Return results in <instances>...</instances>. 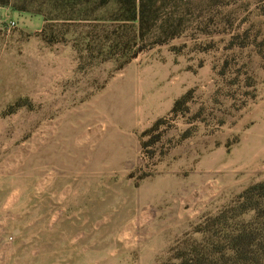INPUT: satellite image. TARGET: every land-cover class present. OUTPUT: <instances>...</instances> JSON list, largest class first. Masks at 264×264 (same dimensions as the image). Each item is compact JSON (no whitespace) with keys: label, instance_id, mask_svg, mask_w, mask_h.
Wrapping results in <instances>:
<instances>
[{"label":"rangeland","instance_id":"obj_1","mask_svg":"<svg viewBox=\"0 0 264 264\" xmlns=\"http://www.w3.org/2000/svg\"><path fill=\"white\" fill-rule=\"evenodd\" d=\"M119 1L0 0V264H165L264 181V0H172L127 63Z\"/></svg>","mask_w":264,"mask_h":264},{"label":"trees","instance_id":"obj_2","mask_svg":"<svg viewBox=\"0 0 264 264\" xmlns=\"http://www.w3.org/2000/svg\"><path fill=\"white\" fill-rule=\"evenodd\" d=\"M171 1L120 0L118 7L126 18L111 30L105 48L111 54L119 53L127 63L147 48L183 34L186 14L168 10ZM247 214L252 216L245 218ZM217 217L219 221L233 217L237 219L236 226L221 239L209 236L205 243L196 242L186 250L176 251L165 264H264V181L247 187ZM214 222L209 219L199 231L206 235Z\"/></svg>","mask_w":264,"mask_h":264}]
</instances>
